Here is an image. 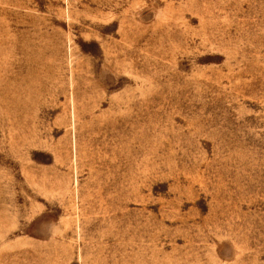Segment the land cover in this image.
<instances>
[{"label": "rangeland", "instance_id": "obj_1", "mask_svg": "<svg viewBox=\"0 0 264 264\" xmlns=\"http://www.w3.org/2000/svg\"><path fill=\"white\" fill-rule=\"evenodd\" d=\"M0 264H264V0H0Z\"/></svg>", "mask_w": 264, "mask_h": 264}]
</instances>
